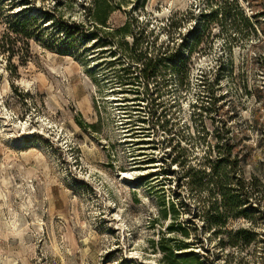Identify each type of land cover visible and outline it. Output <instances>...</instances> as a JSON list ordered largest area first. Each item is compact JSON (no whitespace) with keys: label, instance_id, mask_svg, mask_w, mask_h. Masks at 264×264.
I'll return each mask as SVG.
<instances>
[{"label":"rangeland","instance_id":"374dc122","mask_svg":"<svg viewBox=\"0 0 264 264\" xmlns=\"http://www.w3.org/2000/svg\"><path fill=\"white\" fill-rule=\"evenodd\" d=\"M93 6L0 0V264H264V0Z\"/></svg>","mask_w":264,"mask_h":264},{"label":"trees","instance_id":"16d2710c","mask_svg":"<svg viewBox=\"0 0 264 264\" xmlns=\"http://www.w3.org/2000/svg\"><path fill=\"white\" fill-rule=\"evenodd\" d=\"M93 8H94L93 11H94L96 21L98 23H100L101 25H105L107 22V19H108L107 18L108 12L106 13V11H105V12H103V14H101L102 13L101 12V0H94ZM109 8H111L110 5H109ZM203 17H206V16H203ZM27 19H28V17L25 18V21L22 23L21 27H19L20 30L15 29L13 32L16 33L17 35L21 36V37H24L26 39H30V35L27 31L29 29ZM31 19L36 20V18H34V17L33 18L31 17ZM173 24H171L172 27H174V25H175V24L174 25ZM199 30L200 29H197L196 33H199ZM73 32L74 33H70L68 35L69 38H73V36L75 34L79 33L78 27H73ZM194 39H196L197 41L200 40L198 37H195ZM165 60L166 59L163 60V58H161L160 61H157V62H153L152 60H147L146 65H145L144 77L147 78L148 82H149L150 78H154V76L156 74L155 72H152L153 67L156 65H160L162 62H165ZM148 70H150V73H148ZM152 115H154V114H152ZM218 149H219V147H218ZM209 162H211L210 159H209ZM239 233H241V232H239Z\"/></svg>","mask_w":264,"mask_h":264},{"label":"bare ground","instance_id":"6f19581e","mask_svg":"<svg viewBox=\"0 0 264 264\" xmlns=\"http://www.w3.org/2000/svg\"><path fill=\"white\" fill-rule=\"evenodd\" d=\"M106 83H107V82H106ZM113 92H114V91L112 90V91H110L109 93H113ZM110 95H111V94H110ZM111 96H114V95H111ZM108 100H109V101H111V100L114 101V98H109ZM119 105H121V104H114V103H113L112 107H115V106H116V107H119ZM108 110H109V109H108ZM110 110H111V109H110ZM114 112H115V111H114ZM115 114H116V113H115ZM122 114H123V113H122ZM119 117H120V116H119ZM119 119H120V118H119ZM119 123H120V122H119ZM118 125H119V124H118ZM119 133L122 134V133H124V132H123V131H120ZM119 133H118V134H119ZM122 136H123V135H122ZM126 137H127V136H126ZM10 233H11V232H10ZM13 233H14V231H13Z\"/></svg>","mask_w":264,"mask_h":264}]
</instances>
